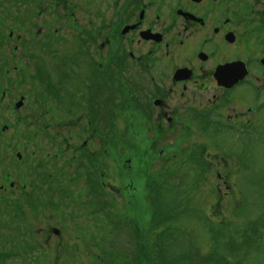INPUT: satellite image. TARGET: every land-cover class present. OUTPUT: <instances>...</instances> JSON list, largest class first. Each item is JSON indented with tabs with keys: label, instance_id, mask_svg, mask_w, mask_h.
Here are the masks:
<instances>
[{
	"label": "flooded vegetation",
	"instance_id": "flooded-vegetation-1",
	"mask_svg": "<svg viewBox=\"0 0 264 264\" xmlns=\"http://www.w3.org/2000/svg\"><path fill=\"white\" fill-rule=\"evenodd\" d=\"M17 2L34 107L14 116L48 127L26 144L49 176V197L31 200L39 251L96 252L104 223L149 205L154 176L196 173L207 199L234 187L215 181V152L242 161L264 139V0Z\"/></svg>",
	"mask_w": 264,
	"mask_h": 264
},
{
	"label": "rangeland",
	"instance_id": "rangeland-1",
	"mask_svg": "<svg viewBox=\"0 0 264 264\" xmlns=\"http://www.w3.org/2000/svg\"><path fill=\"white\" fill-rule=\"evenodd\" d=\"M1 19L2 17H0V20ZM7 31L8 30H4L3 27L0 26V99L2 92L7 91L9 97L6 99L5 104L10 105L12 110L14 104L20 99V94L25 90L32 88L31 86L33 85L34 80L32 74L29 71L25 69L23 71L17 70L20 61H23L24 63V60L19 59L20 54L15 56V44L11 43L10 45L8 43L7 37L5 35ZM24 54L28 55L30 53L27 50L24 52ZM27 64L28 62L25 61V65ZM11 81H13V86H11ZM29 93L30 92L28 90L27 94ZM27 104L28 101L26 102V105ZM25 109L21 110V116H25V114H23ZM28 112L30 113V111ZM7 116L9 115L7 114ZM6 123L11 125L10 131L6 134H2V127ZM29 123H31V118H29V122L26 121L25 124L20 128L21 133L17 136L20 142H17L14 140L17 131L16 118L4 120V118L0 116V142L6 147L9 145L12 147V149L6 153L7 157L1 155L2 150L0 147V186L4 184L3 178L6 172L8 173V176L11 177V182L16 184L18 187H21L23 180L28 179L26 174L29 175L32 171L31 163L34 159L32 153L35 151V147L33 142L26 147L27 142H31V135L33 134V128ZM47 134L48 132L46 131L45 135L47 136ZM17 150L21 151L23 154V159L25 157L27 161H23L19 164L16 162ZM67 159L68 157L65 158V160ZM16 165L20 167L18 173L15 172ZM40 171L42 172V175H46L45 170ZM251 178H255V176L250 175V177L247 179V182H249ZM196 179L197 178H195L194 181ZM259 180L260 179H256V183ZM195 182L198 181L196 180ZM42 183H40V185ZM241 183H243V180ZM263 184L264 180L263 182L260 181L258 185H254L252 188H249V190H242L241 194H239V206H237L238 196L236 197L235 202L230 201V199H227L225 202L224 200L221 201L222 207L219 205V207L216 209V205H208L209 207L207 206V209L212 208L216 212H219L220 215H222L223 210H225L224 217L221 219L229 224L230 227L222 226L221 221L217 222L215 219H208L206 215H202L201 210H204L205 207L198 206L204 205V202L200 199V196H194L193 206H191V201L186 200L191 195V193L187 191L188 188H182L180 192L184 191L185 193L183 194L184 198H181V200L184 199L182 203H168V205L165 206L166 210L161 209V211L163 214L166 212L169 216L184 214L182 217V229L185 228L186 232H183L180 236L176 232L177 230L175 226L170 224V227L174 229V233H171V231L168 229L170 222L167 224L164 223L163 227H161L159 231L152 229V234L150 235L152 243L156 242L158 235L161 236L165 233L167 237V240L165 241L166 237L163 239V241L161 240L160 246H157L153 251L157 252L158 249L162 252L165 251V256L169 261L170 258L172 259L175 256H179V253L196 252L195 254L203 256L206 261L208 260L206 256L210 254V251L218 250L220 254L228 257L229 259L230 256L235 254V256L231 257L233 263L237 262L239 259H242L245 260L246 264H264ZM29 186H33V184L30 183ZM40 195H42L41 187L35 186V188L32 190L31 197H38ZM21 197L22 196L17 193L14 198ZM27 199L30 198L26 195L24 200ZM23 203L24 202L18 201L15 204V202H12L11 204H6V208L0 207V259L7 258L1 260L0 264H28L29 256L33 257L32 248L37 245L39 240L38 238H33L32 233L36 231V229L40 230L47 227L45 221L37 223L35 221V217L31 215L32 209L30 205ZM22 204L23 206H21ZM232 207H234V209H232ZM21 208H23L26 212L28 220L23 221L17 220L15 217L10 218L9 215H15V213ZM193 208L197 209V211H195ZM208 222L213 224V228L215 227L214 229L217 233H219V235L216 236L215 233H212L211 231H213V229L209 230L208 226H211V224L208 225ZM164 225H166L167 228L164 227ZM152 226L153 222H151V228ZM55 227L62 228L59 221L55 222ZM221 229H223L225 233H221ZM213 236L216 238L214 245L211 244ZM43 237L44 236L42 235V238ZM211 246L214 247L212 250L210 249ZM228 247L233 249L235 253L230 255L227 250ZM117 249L120 254L123 255L120 256V261L122 260L120 264H125V261H128V258L132 256L129 250H126L125 240L123 242L121 240L118 241ZM70 251L71 248H68V252L66 253L51 254V258L54 256V262L50 261L49 254H47V259L40 254L38 258L42 264H113L112 262L115 261L114 254L98 253L86 255L87 257L85 258L83 255L70 253ZM243 252H245V256L241 254ZM84 258L85 260L83 261ZM210 264H212V262Z\"/></svg>",
	"mask_w": 264,
	"mask_h": 264
},
{
	"label": "trees",
	"instance_id": "trees-1",
	"mask_svg": "<svg viewBox=\"0 0 264 264\" xmlns=\"http://www.w3.org/2000/svg\"><path fill=\"white\" fill-rule=\"evenodd\" d=\"M214 259L218 262H216L217 264H230L232 261L231 260H228L227 258H219L216 254L214 256ZM220 260V261H219ZM230 262V263H229ZM233 264V263H231ZM236 264V263H235Z\"/></svg>",
	"mask_w": 264,
	"mask_h": 264
},
{
	"label": "bare ground",
	"instance_id": "bare-ground-1",
	"mask_svg": "<svg viewBox=\"0 0 264 264\" xmlns=\"http://www.w3.org/2000/svg\"><path fill=\"white\" fill-rule=\"evenodd\" d=\"M135 261V259H133Z\"/></svg>",
	"mask_w": 264,
	"mask_h": 264
}]
</instances>
